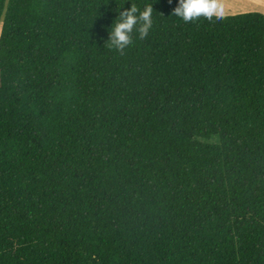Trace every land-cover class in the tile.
Returning <instances> with one entry per match:
<instances>
[{
  "label": "trees",
  "instance_id": "16d2710c",
  "mask_svg": "<svg viewBox=\"0 0 264 264\" xmlns=\"http://www.w3.org/2000/svg\"><path fill=\"white\" fill-rule=\"evenodd\" d=\"M177 4L0 0V264H264V14Z\"/></svg>",
  "mask_w": 264,
  "mask_h": 264
},
{
  "label": "clouds",
  "instance_id": "9594fccd",
  "mask_svg": "<svg viewBox=\"0 0 264 264\" xmlns=\"http://www.w3.org/2000/svg\"><path fill=\"white\" fill-rule=\"evenodd\" d=\"M121 9L123 7L118 9V15L111 26L106 42H109L112 48L122 52L133 42L134 31L139 33L141 39L149 35L153 28L154 7L153 4L146 5L141 11L132 5L128 9ZM172 15L186 23L200 18L219 22L224 19L225 9L222 0H178Z\"/></svg>",
  "mask_w": 264,
  "mask_h": 264
},
{
  "label": "rangeland",
  "instance_id": "374dc122",
  "mask_svg": "<svg viewBox=\"0 0 264 264\" xmlns=\"http://www.w3.org/2000/svg\"><path fill=\"white\" fill-rule=\"evenodd\" d=\"M225 16L239 15L248 12L264 14V0H222Z\"/></svg>",
  "mask_w": 264,
  "mask_h": 264
}]
</instances>
